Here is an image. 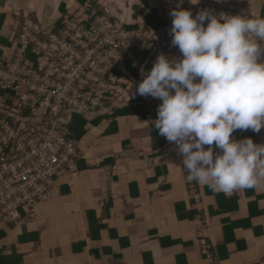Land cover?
I'll return each mask as SVG.
<instances>
[{
  "label": "crops",
  "instance_id": "1",
  "mask_svg": "<svg viewBox=\"0 0 264 264\" xmlns=\"http://www.w3.org/2000/svg\"><path fill=\"white\" fill-rule=\"evenodd\" d=\"M85 1L0 0V54L9 53L15 12L50 25ZM105 1L131 26L144 23L138 8L146 16L159 8V0ZM183 1L196 12L207 2ZM218 1L236 15L264 14V0ZM181 55L178 47L166 54L170 59ZM129 102L147 114L90 123L78 143L76 166L59 174L49 197L15 222L0 247L23 238L17 245L19 264H211L206 241L219 264H264V180L232 193L197 182V202L187 189L177 146L154 126L162 101L134 89L119 95L113 106L121 109ZM232 135L264 144V128ZM218 196L232 199L228 210L218 211ZM228 236L234 240L227 243Z\"/></svg>",
  "mask_w": 264,
  "mask_h": 264
},
{
  "label": "built area",
  "instance_id": "2",
  "mask_svg": "<svg viewBox=\"0 0 264 264\" xmlns=\"http://www.w3.org/2000/svg\"><path fill=\"white\" fill-rule=\"evenodd\" d=\"M176 8L197 13L183 0H159V27L127 25L105 0H86L50 25L14 13L9 53L0 54V221H19L21 211L49 197L61 172L76 166L79 148L69 131L74 114L110 111L119 95L137 87L129 68L175 50L170 12ZM202 10L236 15L218 0H207ZM182 168L199 202L183 157Z\"/></svg>",
  "mask_w": 264,
  "mask_h": 264
},
{
  "label": "clouds",
  "instance_id": "3",
  "mask_svg": "<svg viewBox=\"0 0 264 264\" xmlns=\"http://www.w3.org/2000/svg\"><path fill=\"white\" fill-rule=\"evenodd\" d=\"M170 15L182 55H158L136 93L162 101L154 126L177 146L189 181L225 193L252 188L264 180V144L232 134L264 128V16Z\"/></svg>",
  "mask_w": 264,
  "mask_h": 264
},
{
  "label": "trees",
  "instance_id": "4",
  "mask_svg": "<svg viewBox=\"0 0 264 264\" xmlns=\"http://www.w3.org/2000/svg\"><path fill=\"white\" fill-rule=\"evenodd\" d=\"M81 2H83L84 0H80ZM144 8L140 7L137 9V13L139 15H143L144 17V24L146 26L149 27H159L162 25V22L160 21V18L158 16V10H155L154 12L152 11L150 13L149 16L144 15ZM137 14V15H138ZM153 62H150L148 64H145L144 66H142L139 69L136 68H129V75H131L132 77V81H138L140 78V74L141 72L143 74H146L152 67ZM114 104H112L113 106ZM136 113H144L145 115L147 114L145 111H143V108H139L138 106H133L132 102H129L125 105H123V108H119L118 109V105L116 107H113V111L112 112H105L95 118H92V120L89 121V117L83 115V114H74L73 116V122L71 123L70 127H69V131H70V136L72 139H74L76 142L79 143V141L86 135V133L88 132V125L91 123L92 125H98L100 124L105 118H109V119H114L116 116H120V115H133ZM110 132V130H109ZM199 189L198 184H197V190ZM219 197V196H218ZM223 201H221L220 197H219V202H220V208H219V212L224 211V210H228L227 209V203L228 205L231 204V200L230 198H225L223 197ZM194 201V200H193ZM221 210V211H220ZM196 213V211H195ZM22 216L26 215V210L21 211ZM15 222H2L0 221V241H3L4 239H6L9 235V232L14 228L15 226ZM22 240H24L23 238H19L17 243L10 245H3V247H0V264H19L21 262V254H18V250H17V245L22 243ZM232 240H234V238H232V236H228L227 238V243L231 242ZM238 245H241L240 242H238ZM226 247V246H224ZM240 248V246H239ZM225 249V248H224ZM6 251H8L9 253H7ZM212 261L217 264L218 263V257L216 255V253H212L211 255ZM220 263V262H219ZM218 263V264H219Z\"/></svg>",
  "mask_w": 264,
  "mask_h": 264
},
{
  "label": "rangeland",
  "instance_id": "5",
  "mask_svg": "<svg viewBox=\"0 0 264 264\" xmlns=\"http://www.w3.org/2000/svg\"><path fill=\"white\" fill-rule=\"evenodd\" d=\"M136 85H137V84H136ZM112 109H113V108H112ZM112 109H111V110H112ZM108 112H110V111H108ZM92 116H94V117H92ZM96 116H99V115H96ZM87 117L91 118V119H89V121H90V120H92V118H95V115H87ZM218 263H219V262H218ZM218 263H217V264H218Z\"/></svg>",
  "mask_w": 264,
  "mask_h": 264
}]
</instances>
